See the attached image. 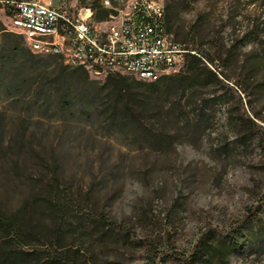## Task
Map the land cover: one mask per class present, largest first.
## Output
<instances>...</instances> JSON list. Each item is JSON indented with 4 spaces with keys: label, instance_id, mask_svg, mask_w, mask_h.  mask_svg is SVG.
I'll list each match as a JSON object with an SVG mask.
<instances>
[{
    "label": "rangeland",
    "instance_id": "1",
    "mask_svg": "<svg viewBox=\"0 0 264 264\" xmlns=\"http://www.w3.org/2000/svg\"><path fill=\"white\" fill-rule=\"evenodd\" d=\"M4 1L0 24L7 31ZM34 1L71 13L95 11L103 2ZM178 2L174 35L191 51L207 55L206 66L221 80L215 87L220 97L213 122L191 144L173 141L169 150L154 152L109 131L105 123L79 120L76 108L62 109V97L52 95L53 83L62 77L71 98L81 87L68 77L75 68L58 58L36 53V62L22 63L19 72L26 82L19 94L6 95L0 86V147L21 135L24 144L0 166V200L15 210L28 193L26 178L51 172L41 170L42 160L57 161L65 180L62 196L73 197L67 215L74 225L66 224L61 238L65 257L79 251L77 256L89 264H189L203 234L213 230L231 237L230 230L264 204V68L254 66L264 59V0ZM250 30L257 40L244 37ZM19 37L25 48L26 41L30 46ZM183 65L184 60L178 72ZM257 87L262 93H256ZM89 214L104 217L111 227L86 226ZM259 218L247 227L258 226ZM256 248L245 241L231 253L229 264H264V252Z\"/></svg>",
    "mask_w": 264,
    "mask_h": 264
},
{
    "label": "trees",
    "instance_id": "2",
    "mask_svg": "<svg viewBox=\"0 0 264 264\" xmlns=\"http://www.w3.org/2000/svg\"><path fill=\"white\" fill-rule=\"evenodd\" d=\"M164 4L168 31L176 42L184 44L173 33L179 12L178 0H164ZM93 12L95 19H103L107 15L102 7ZM16 29L11 27L10 33L0 24V86H3L6 95L21 92L26 82L21 79L22 74L19 72L22 63H34L38 58L34 55L37 52L30 48L27 41L29 50L22 45L20 37L13 34L19 32ZM244 37L252 40L259 38L251 30ZM206 57L199 53L187 54L181 71L155 82L115 75L99 83L89 80L88 74H93L91 68H86L88 74L75 68L68 76L81 83L75 98H71V90L64 87V81L67 80L64 77L53 83L52 95L62 97V109L76 108L79 120L90 121L95 125L105 123L109 131L128 137L132 143L140 142L154 152L167 151L173 141L185 139L186 143H190L193 137L198 138L213 122L214 107L220 97L215 87L221 80L206 66ZM208 59L213 61V58ZM254 66L262 70L264 59L257 60ZM30 68L35 69V66L32 64ZM39 89L34 93L38 94ZM255 90L256 93H262L260 87ZM248 121L256 126L253 120ZM79 132L81 134L83 129ZM1 138L2 131L0 142ZM22 141L21 135L14 142L0 147L4 158L0 166H4L5 160L23 147ZM42 167L41 170L51 172L41 176L32 174L26 178L28 193L15 210H9L0 200V264H89L77 256L79 251L75 252L76 256H64L61 238L66 231V224L69 227L74 225V220L67 215L73 197L71 195L67 199L68 196H62L65 180L61 177L57 161L52 159L49 163L42 160ZM257 215L260 216L258 226L247 227ZM86 217V226L111 227L110 222L100 215L89 214ZM234 227L230 230L231 237L228 232L222 234L213 230L203 234L188 256L189 264H229L231 253L245 241L264 252V204L260 209L250 210L246 220ZM214 233H218L221 238L215 237Z\"/></svg>",
    "mask_w": 264,
    "mask_h": 264
},
{
    "label": "built area",
    "instance_id": "3",
    "mask_svg": "<svg viewBox=\"0 0 264 264\" xmlns=\"http://www.w3.org/2000/svg\"><path fill=\"white\" fill-rule=\"evenodd\" d=\"M17 36L31 39L38 55L71 68H94V80L125 76L155 82L178 73L187 54L166 24L164 0H103L107 15L94 21L91 9L71 13L40 1H4Z\"/></svg>",
    "mask_w": 264,
    "mask_h": 264
},
{
    "label": "bare ground",
    "instance_id": "4",
    "mask_svg": "<svg viewBox=\"0 0 264 264\" xmlns=\"http://www.w3.org/2000/svg\"><path fill=\"white\" fill-rule=\"evenodd\" d=\"M17 29L19 30V27H17ZM24 37L29 41V43H30V47H31L35 52L38 53V48H36L35 43H34L31 39H29L28 37H26V36H24ZM91 69L93 70V73H94V68H91Z\"/></svg>",
    "mask_w": 264,
    "mask_h": 264
}]
</instances>
